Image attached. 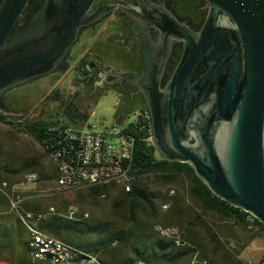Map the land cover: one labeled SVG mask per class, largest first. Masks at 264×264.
<instances>
[{
    "label": "water",
    "instance_id": "water-1",
    "mask_svg": "<svg viewBox=\"0 0 264 264\" xmlns=\"http://www.w3.org/2000/svg\"><path fill=\"white\" fill-rule=\"evenodd\" d=\"M29 1L0 0V93L50 74L96 0H48L44 29L8 42ZM205 1L201 30L180 25L173 35L184 50L149 106L153 144L264 225V0Z\"/></svg>",
    "mask_w": 264,
    "mask_h": 264
},
{
    "label": "rangeland",
    "instance_id": "rangeland-1",
    "mask_svg": "<svg viewBox=\"0 0 264 264\" xmlns=\"http://www.w3.org/2000/svg\"><path fill=\"white\" fill-rule=\"evenodd\" d=\"M74 72L71 70L69 76L60 80L49 77L31 83L23 90L28 96L22 111L7 115L6 118L14 123L36 118L64 121V112L71 107L75 115L81 118L88 116V121L83 125L69 123L67 126H92L98 131L108 132L112 123L118 122L117 95L109 91L97 98L92 97L88 91L79 89L81 81ZM78 90L83 94H78ZM30 173L38 175L36 183L26 182L25 178ZM137 178L138 175H134V183ZM148 178L163 199L160 203L162 223L154 227H167L165 233H172V227H177L180 229L179 238L190 244V247L181 248L188 252L180 264H192L196 259L207 260L209 264H264V234L247 226L233 225L230 220L204 211L194 201L189 185L181 177L171 185L160 183L152 175ZM56 181V169L44 149L14 126L0 122V183H6L8 188L14 189L21 196L24 200L22 210L36 208L39 212H46L54 208L56 214L46 223L57 217L70 222L88 220L95 224L130 226L123 218V212L114 208L115 191L111 190L105 196L93 195L89 191L91 187L105 185H117L124 190L123 184L109 182L73 192H62L57 188ZM165 204L168 205L167 210L162 208ZM73 210L76 211L75 215L71 214ZM196 216L205 221L206 228L197 222ZM136 219L142 221L143 215L139 214ZM4 223L16 226L17 215L11 211L7 201L0 197V225ZM208 228L216 235L219 243L212 239ZM28 253H31L29 243ZM0 264L33 263L24 260L18 248L10 252L0 248Z\"/></svg>",
    "mask_w": 264,
    "mask_h": 264
},
{
    "label": "flooded vegetation",
    "instance_id": "flooded-vegetation-1",
    "mask_svg": "<svg viewBox=\"0 0 264 264\" xmlns=\"http://www.w3.org/2000/svg\"><path fill=\"white\" fill-rule=\"evenodd\" d=\"M47 2L29 1L8 42L36 35L44 29ZM160 13L168 20L160 17ZM208 14L205 0H96L78 28L70 51L50 74L0 93V114L6 117L22 111L28 96L23 90L31 83L49 77L60 80L69 76L71 70L81 83L94 79L92 86H83L92 97L109 91L115 93L116 112L149 110L157 97L155 90L165 89L182 57L184 43L173 38L177 26L198 33ZM89 41L91 50H87ZM82 62L86 64L87 76L76 69ZM157 71L158 82L154 79ZM97 82L100 84L96 85ZM156 151L161 157L157 148Z\"/></svg>",
    "mask_w": 264,
    "mask_h": 264
},
{
    "label": "trees",
    "instance_id": "trees-1",
    "mask_svg": "<svg viewBox=\"0 0 264 264\" xmlns=\"http://www.w3.org/2000/svg\"><path fill=\"white\" fill-rule=\"evenodd\" d=\"M76 69L87 76L85 62H82ZM93 82L94 79L92 78L88 81H82L87 86H92ZM129 112L131 111H118L117 115L124 116ZM64 114V121L36 118L22 123H14L0 114V122L10 124L19 132L31 137L46 153L45 138L48 124L63 123L69 125V123H75L83 125L88 121V116L81 118L75 115L71 107ZM128 130L136 138L132 168L137 171L134 175H138V178L130 192L121 189L114 194L113 204L115 209L123 212V218L130 226L117 227L108 223L95 224L88 220L70 222L56 217L42 225V229L46 233L85 252L98 255L103 264H180L182 257L188 251L175 247L170 240L160 238L153 230L155 225L162 223L160 203L163 199L161 193L154 189L148 180L150 175L155 176L160 183L166 185L175 183L181 177L189 185L194 201L204 211L233 221L231 222L233 225L248 227L252 226L251 220H253V225L264 228V225L249 213L235 208L215 196L199 179L189 164L169 162L159 157L155 146L145 141L146 133L144 131L135 126H131ZM112 187L113 185L95 186L89 188V191L93 195L105 196L107 192L112 190ZM162 208L164 209V205ZM139 214L143 215L142 221L136 219ZM195 218L197 222L205 224L201 217L196 216ZM17 222L18 224L13 227L5 223L0 225V248L9 252L18 248L24 260L31 262L28 253V232L23 227L18 215ZM208 231L212 239L219 243L216 235L209 228Z\"/></svg>",
    "mask_w": 264,
    "mask_h": 264
},
{
    "label": "built area",
    "instance_id": "built-area-1",
    "mask_svg": "<svg viewBox=\"0 0 264 264\" xmlns=\"http://www.w3.org/2000/svg\"><path fill=\"white\" fill-rule=\"evenodd\" d=\"M116 119L118 122L112 123L108 132L98 131L92 126L78 128L63 123L47 125L45 142L49 144L50 150L61 156V165H70V172H62L66 186L72 182H82L84 185V181H79V174H90V181L94 183L100 182V174H123L126 175L124 190H132L134 174L137 173L132 168L136 138L128 129L135 126L144 131L145 141L153 144L151 116L148 110L138 109L124 116L117 115ZM92 165H101V173H92ZM25 180L27 183H36L38 175L30 173ZM0 197L7 201L11 211L17 213L29 237L39 239L44 245L43 253H29L33 264H103L98 255L93 253L90 256H78L79 248L42 229V225L56 214L54 208H49L46 212L22 210L24 200L14 189L8 188L6 183L0 184ZM167 209L168 205L165 204L164 210ZM71 214L75 215L76 211L73 210ZM248 227L264 234V228ZM153 230L160 238L170 240L177 248L190 247L187 241L179 238L180 229L177 227H172V233H165L164 226L153 227ZM192 264L209 262L196 259Z\"/></svg>",
    "mask_w": 264,
    "mask_h": 264
},
{
    "label": "bare ground",
    "instance_id": "bare-ground-1",
    "mask_svg": "<svg viewBox=\"0 0 264 264\" xmlns=\"http://www.w3.org/2000/svg\"><path fill=\"white\" fill-rule=\"evenodd\" d=\"M46 154L56 167L58 173L56 186L62 192H73L83 189L87 186H95L99 184H106L109 182H117L123 184L124 188L126 175L123 174H100V182L96 183L90 181V174H79V181H84V185L82 184V182H72L67 184L66 186L64 184V180L62 179V172H70V165H61V156L58 154V152L50 150L49 144H47ZM60 165L61 168L59 167ZM92 173H101V165H92ZM29 249L31 253H43L44 245L41 241H39V239L31 237V240L29 242ZM78 256H90V253L78 249Z\"/></svg>",
    "mask_w": 264,
    "mask_h": 264
},
{
    "label": "crops",
    "instance_id": "crops-1",
    "mask_svg": "<svg viewBox=\"0 0 264 264\" xmlns=\"http://www.w3.org/2000/svg\"><path fill=\"white\" fill-rule=\"evenodd\" d=\"M89 45H88V47H87V50H91V48H93L92 47V43H91V41H89V43H88ZM83 86H84V84L83 83H80V87H79V89L80 90H82V91H85L84 89H83ZM78 94H83L81 91H79L78 90ZM68 110V109H67ZM66 110V111H67ZM118 112H116V114H117ZM78 128H82V127H79L78 126ZM54 165V164H53ZM54 167H55V165H54ZM55 169H56V167H55ZM56 172H57V170H56ZM57 179H58V173H57ZM56 183H57V181H56ZM117 187H119V186H117V185H113V187H112V190L113 191H115V194L119 191V190H121L122 188L121 187H119L120 189H118ZM36 208H29L28 210L29 211H37V210H35ZM201 226H203V227H205L206 228V225H204L203 223H201V222H198ZM158 225H160V224H158ZM252 226H255V225H252ZM255 228H259L258 226H255ZM60 239V238H59ZM62 240V239H61ZM64 241V240H63ZM64 242H66V241H64ZM66 243H68V242H66ZM70 244V243H69ZM72 245V244H71ZM39 264H43V263H39Z\"/></svg>",
    "mask_w": 264,
    "mask_h": 264
}]
</instances>
